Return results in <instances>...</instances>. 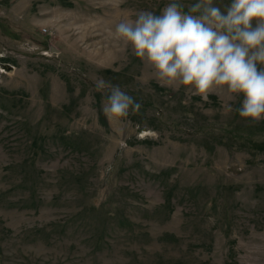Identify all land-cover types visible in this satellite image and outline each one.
<instances>
[{
  "label": "rangeland",
  "instance_id": "374dc122",
  "mask_svg": "<svg viewBox=\"0 0 264 264\" xmlns=\"http://www.w3.org/2000/svg\"><path fill=\"white\" fill-rule=\"evenodd\" d=\"M169 2L0 0V264H264V120L114 37ZM100 78L139 110L109 121Z\"/></svg>",
  "mask_w": 264,
  "mask_h": 264
},
{
  "label": "clouds",
  "instance_id": "9594fccd",
  "mask_svg": "<svg viewBox=\"0 0 264 264\" xmlns=\"http://www.w3.org/2000/svg\"><path fill=\"white\" fill-rule=\"evenodd\" d=\"M185 5L175 0L160 14L141 10L115 25L114 37L146 64L162 86L204 99L211 94L242 96L239 116L264 120V0H231L224 10L214 0ZM96 91L108 90L101 110L120 121L141 105L118 84L103 78Z\"/></svg>",
  "mask_w": 264,
  "mask_h": 264
}]
</instances>
